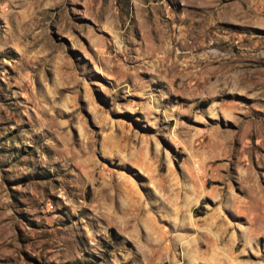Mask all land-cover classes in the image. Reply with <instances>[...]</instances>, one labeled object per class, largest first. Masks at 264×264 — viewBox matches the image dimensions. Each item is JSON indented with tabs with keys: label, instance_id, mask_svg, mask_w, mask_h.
<instances>
[{
	"label": "rangeland",
	"instance_id": "rangeland-1",
	"mask_svg": "<svg viewBox=\"0 0 264 264\" xmlns=\"http://www.w3.org/2000/svg\"><path fill=\"white\" fill-rule=\"evenodd\" d=\"M0 264H264V0H0Z\"/></svg>",
	"mask_w": 264,
	"mask_h": 264
}]
</instances>
